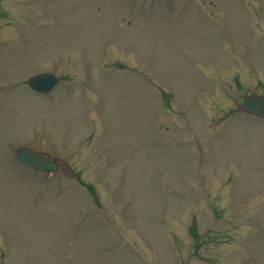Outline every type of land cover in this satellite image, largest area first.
<instances>
[{"label":"rangeland","instance_id":"obj_1","mask_svg":"<svg viewBox=\"0 0 264 264\" xmlns=\"http://www.w3.org/2000/svg\"><path fill=\"white\" fill-rule=\"evenodd\" d=\"M213 1L224 13L210 8L211 0H0V264H264V119L229 118L234 91L221 97L216 90L205 100V113L213 118L204 120L203 110L196 118L195 112L204 108L200 100L190 107L199 149L182 113L173 122L189 139L155 134L156 122L165 120L166 113L159 121L153 113L149 122L147 103L122 74L95 70L97 89L92 88L93 68H143L129 46L154 57L157 70L169 78L196 80L197 62L191 56L210 60L223 52L228 43L223 30L235 31L245 46L247 34L237 30L247 20L253 71L249 75L239 68L234 80L261 82L264 0ZM129 18L132 23L123 24ZM209 19L220 21L221 32ZM36 70L59 73L63 89L81 80L91 91L78 82L69 95L56 94L49 102L22 82ZM230 80L235 82L232 74ZM102 129L126 156L111 153L97 139ZM20 145L69 160L82 179L95 185L102 204L95 202L92 213L112 215L104 221L120 229L112 230L98 217L96 224L84 225L91 226L83 239L92 247L93 261L68 257L71 240L80 233L77 227L89 214L86 208L85 216L76 217L81 181L64 172L21 166L15 156ZM118 162L125 170L121 183L128 191L133 186L135 197L132 190L124 194V187L115 188L109 169L104 170ZM148 210L154 226H143L141 232L136 218ZM124 227L138 249L129 240L125 245ZM195 228L202 241L197 253Z\"/></svg>","mask_w":264,"mask_h":264},{"label":"water","instance_id":"obj_2","mask_svg":"<svg viewBox=\"0 0 264 264\" xmlns=\"http://www.w3.org/2000/svg\"><path fill=\"white\" fill-rule=\"evenodd\" d=\"M55 78L49 74H43L32 79L31 83L37 89L46 90L53 86ZM246 108L249 111L264 115V99L259 97H250L246 102ZM19 157L29 165L42 166L44 168L54 169L55 163L51 162L49 158L43 155L33 153L27 150H20Z\"/></svg>","mask_w":264,"mask_h":264}]
</instances>
